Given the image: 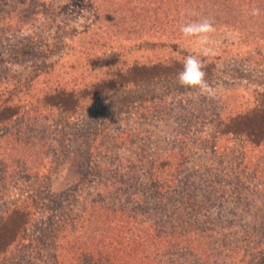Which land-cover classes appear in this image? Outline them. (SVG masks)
<instances>
[{
    "label": "rangeland",
    "instance_id": "374dc122",
    "mask_svg": "<svg viewBox=\"0 0 264 264\" xmlns=\"http://www.w3.org/2000/svg\"><path fill=\"white\" fill-rule=\"evenodd\" d=\"M240 7L242 18L231 22L198 3L167 11L159 0H0V93L19 105L57 83L82 94L70 110L21 109L0 128V144L10 137V155L0 146V221L17 201H28L31 212L23 240L0 264H76L75 247L66 244L88 224L83 207L99 183L114 188L121 174L136 179L128 191L152 190L150 168L135 170L136 151L147 147L189 157L169 172L190 181L202 207L186 223L202 227L206 254L189 253L183 242L170 252L174 263L264 264V142L225 132L235 112H264V15H251L254 0ZM204 17L217 28L208 45L215 55L202 57L211 98L177 81L183 58L199 51L179 26ZM154 63L163 64L157 78L131 74ZM169 72L176 75L163 77ZM104 78L116 89L89 98ZM261 116L251 126L264 131ZM17 138L34 150L14 151ZM150 208L161 217L160 199ZM83 262H90L84 253Z\"/></svg>",
    "mask_w": 264,
    "mask_h": 264
},
{
    "label": "trees",
    "instance_id": "16d2710c",
    "mask_svg": "<svg viewBox=\"0 0 264 264\" xmlns=\"http://www.w3.org/2000/svg\"><path fill=\"white\" fill-rule=\"evenodd\" d=\"M243 1L246 2L241 0H159V4L170 11V7L174 10L198 3V5H202V8L210 7L218 14L224 12L225 16L222 17L225 20L236 22L235 16L239 18L238 20L242 18L241 3L246 4L253 0ZM254 3L260 10V14L264 15V0H254ZM184 9L182 8V10ZM144 30L142 28V36L146 33ZM158 31L163 32L161 29ZM158 31H156L155 36ZM167 63L165 62V64ZM171 64L176 63L172 62ZM162 65L154 63L150 67H134L131 74H136V78L143 75L150 79L157 78L156 72L163 68ZM163 75V77L169 78V76L174 77L176 73L174 76L173 72L163 73ZM99 82L91 86L92 91L88 93L83 91V93L90 96L89 98L100 93L103 88H106L105 78ZM107 85L106 89L108 90L116 89L113 82L107 83ZM78 95L82 96L81 92L57 83V85L50 86L46 90L37 91V94L35 93L29 98L26 105H19V103L10 100L9 91L1 92L0 128L9 126L11 120L17 118L21 109H29L36 114L43 111L50 112L58 108L64 111L70 110L77 103ZM254 110L259 113L257 109ZM253 113V111L250 112L253 115L250 116L247 112H235L228 119L225 132L236 136L242 135L253 145H260L264 142L262 140L264 139V131L256 129L257 124L251 125L257 121L256 117L260 114L261 117H264V112ZM9 138H3L0 144V146L3 144L8 155H10ZM25 144L27 148L30 147V150H34L35 144L23 143L18 138L13 140L11 147L15 151ZM151 150L147 147L141 151L139 149V153L136 151L138 156L135 155V158H137L138 163L135 170L139 171L143 164L150 168L152 174H155L150 175L153 182L152 190L144 186V191H128L127 189L131 187L128 183L136 182V179L129 180L121 174H116L117 176L114 177L117 181L114 178V188L107 184L104 185L103 182L99 183L101 186L93 192L90 203L84 205L81 218L88 224L81 227L82 231L80 237H77L78 240L69 241L66 244H73L72 248L75 247L72 259L76 261V264H85L83 253L89 257V264H175L170 252L176 249L178 245L184 244L183 242L186 243L185 247L189 249V253L200 258L205 256V249L199 241L202 237V227L199 224L186 223L187 215L199 212L202 209L201 204L199 205L195 199V192L189 186L190 181L188 182L186 178L169 172L179 167L184 168V165H188V163L185 164L184 160H188L189 157H182L183 161L177 157L176 159L170 153L171 150L165 147ZM119 157L116 155L117 159ZM135 158H129L131 161L129 160L127 164H133L132 160ZM172 160L177 161L175 166H172ZM121 164L124 163L121 162ZM27 170L28 167H25V171ZM120 179L121 182H119ZM80 182L82 181L80 180ZM117 183L122 185L117 186ZM152 196L160 199V204H162L163 209L160 211L162 213L160 218L157 215L154 219L155 214L150 213L151 200L154 199ZM16 204L6 213L7 218L5 217L0 221V258H3V255L8 252L9 247L19 244L26 234V226L31 216L29 203L25 200L17 201ZM173 217L180 219V222L185 221V223L173 225ZM196 226L201 228L198 229Z\"/></svg>",
    "mask_w": 264,
    "mask_h": 264
},
{
    "label": "clouds",
    "instance_id": "9594fccd",
    "mask_svg": "<svg viewBox=\"0 0 264 264\" xmlns=\"http://www.w3.org/2000/svg\"><path fill=\"white\" fill-rule=\"evenodd\" d=\"M260 10L253 8L251 15L258 16ZM193 15H196L193 13ZM182 37L192 45L199 48L194 54L183 58L182 70L177 74L178 84L185 88L198 92L200 95L211 98L214 92L213 85L207 79L206 63L202 57L215 55L213 49L208 45L213 40L217 28L210 18H198L182 23L179 26Z\"/></svg>",
    "mask_w": 264,
    "mask_h": 264
}]
</instances>
